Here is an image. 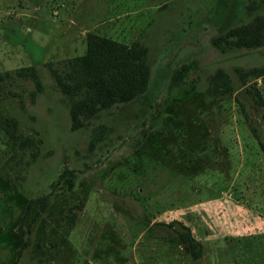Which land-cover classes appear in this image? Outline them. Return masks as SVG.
I'll return each mask as SVG.
<instances>
[{
	"label": "rangeland",
	"instance_id": "rangeland-1",
	"mask_svg": "<svg viewBox=\"0 0 264 264\" xmlns=\"http://www.w3.org/2000/svg\"><path fill=\"white\" fill-rule=\"evenodd\" d=\"M256 14L262 0H0V72L11 71L0 114L42 139L27 165L29 148L0 129V264H264V73L238 70L264 66V43L213 42ZM87 31L146 45L150 79L142 94L71 129L44 63L84 53ZM28 65L43 82L34 101L32 79L15 71ZM219 68L233 85L226 94L207 90ZM166 114L181 124L164 130ZM152 130L162 134L145 144ZM66 168L74 185L51 190ZM48 192L45 209L26 210ZM179 221L198 257L172 237Z\"/></svg>",
	"mask_w": 264,
	"mask_h": 264
},
{
	"label": "trees",
	"instance_id": "trees-1",
	"mask_svg": "<svg viewBox=\"0 0 264 264\" xmlns=\"http://www.w3.org/2000/svg\"><path fill=\"white\" fill-rule=\"evenodd\" d=\"M264 2V0H262ZM213 42L222 48L228 46L257 47L264 43V14H256L246 22L233 25L226 32L213 38ZM51 77L54 79L57 89L61 92L63 101L68 106L70 115V127L76 129L86 126L92 118L99 117L104 109L113 105L128 102L142 94L149 84L150 62L148 48L142 42L134 40L130 43L123 42L112 37L94 31L86 33V51L79 55L69 56L58 60L56 63L47 61L44 63ZM189 63H183L172 72L169 86L178 85L188 71ZM240 75L259 76L264 73V66H253L246 69L238 68ZM20 76L31 78L34 88L30 90V98L35 100L37 94L43 89V82L37 66L28 65L15 70ZM11 71L0 72L1 82L9 77ZM244 78V77H242ZM233 85L229 81L226 72L219 68L210 77L207 86L208 92L226 94ZM259 95L260 93L257 92ZM262 101L263 99L259 97ZM22 106H24L23 102ZM181 119L173 114H166L164 118V130H171L180 125ZM104 125L93 127L90 138V147L100 140L104 131ZM0 129L7 134V142L18 144L20 148H29L31 158L27 165L37 157L41 137L24 135L18 129L15 117L0 114ZM160 130H152L145 133V144L157 140L161 136ZM72 169H63L56 180L51 183L54 190L63 180L68 186L74 185ZM51 192L38 195L29 199L26 210L39 204L45 209ZM34 219V217L32 218ZM178 227H173L172 237L182 245L185 250L198 257L201 251L196 248L190 228L179 221ZM31 229V225L29 226ZM23 246L26 241L23 239ZM21 252V249L19 250Z\"/></svg>",
	"mask_w": 264,
	"mask_h": 264
}]
</instances>
